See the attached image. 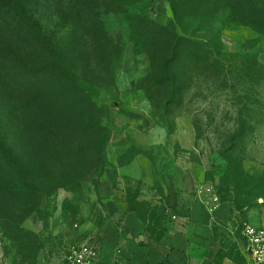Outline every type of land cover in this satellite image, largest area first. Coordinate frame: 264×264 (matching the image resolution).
<instances>
[{
	"label": "rangeland",
	"instance_id": "rangeland-1",
	"mask_svg": "<svg viewBox=\"0 0 264 264\" xmlns=\"http://www.w3.org/2000/svg\"><path fill=\"white\" fill-rule=\"evenodd\" d=\"M32 1L42 27L53 31L60 0ZM146 1L143 17L182 36L172 0ZM256 1L264 11V0ZM11 21L0 12V39L34 61L35 46L20 41ZM207 29L213 32L205 37ZM201 30L193 45L182 43L180 60L167 74L159 64L162 56L154 55L151 62L139 43L126 41L113 81L94 96L109 136L104 167L73 185L54 168L60 188L33 208L27 205L31 199L21 195L0 200V264H68L70 250L85 245L96 253L94 264L130 263L128 248L157 249L176 215H186L187 205L178 204L189 184L194 186L188 193L195 187L210 190L238 215L247 214L242 224L218 226L207 251L213 261L246 264L239 250L242 227L245 222L264 224V38L224 18ZM191 50L206 53L207 59L195 64L196 58L185 57ZM168 51L170 46L163 55ZM158 76L167 81L162 87L155 85ZM6 122L0 108V133ZM79 127L78 160H89L93 143L86 130L91 127Z\"/></svg>",
	"mask_w": 264,
	"mask_h": 264
},
{
	"label": "trees",
	"instance_id": "trees-1",
	"mask_svg": "<svg viewBox=\"0 0 264 264\" xmlns=\"http://www.w3.org/2000/svg\"><path fill=\"white\" fill-rule=\"evenodd\" d=\"M34 4L32 0H0V12L16 24L20 41L35 46L37 55L28 61L0 39V93L4 94L0 108L7 120L0 133V200L9 194L21 195L31 199L27 205L32 208L60 188L54 168L64 172L66 184L73 185L91 170L104 167L109 136L101 125L102 109L94 96L96 89L113 81L128 39L139 43L151 62L154 55L162 56L159 64L167 74L180 60L182 43L193 45V39L203 34L201 27L208 28L219 18L264 38V11L256 0H172L182 36L143 17L140 12L146 9V0H60L59 24L53 31L42 27ZM190 24L198 31L194 27L187 30ZM212 32L207 29L205 37ZM219 35V31L214 33L218 40ZM169 37L174 38L170 44ZM204 54L191 50L185 57L196 58L197 64L207 59ZM178 80L179 76L172 82L177 85ZM166 83L160 76L155 78L156 86ZM79 126L91 127L86 130L93 143L90 148L86 143L92 153L89 160L86 156L78 160L82 146H76L75 135ZM132 150L135 156L139 154L137 148Z\"/></svg>",
	"mask_w": 264,
	"mask_h": 264
},
{
	"label": "crops",
	"instance_id": "crops-1",
	"mask_svg": "<svg viewBox=\"0 0 264 264\" xmlns=\"http://www.w3.org/2000/svg\"><path fill=\"white\" fill-rule=\"evenodd\" d=\"M132 147L137 148L135 145ZM189 185L191 186L187 188L193 191L194 185ZM187 188L178 204L180 208L187 205L186 215H176L174 227L166 234L157 249L143 251L138 246L128 248L131 258L129 264H238L230 259L217 263L208 258L207 251L215 242V230L218 226H231L238 221L242 224L247 214L238 215L227 202H218L214 211H210L205 202V195L200 194L203 189L195 187V192L188 193ZM239 246L246 264H250L248 246L242 234Z\"/></svg>",
	"mask_w": 264,
	"mask_h": 264
},
{
	"label": "built area",
	"instance_id": "built-area-1",
	"mask_svg": "<svg viewBox=\"0 0 264 264\" xmlns=\"http://www.w3.org/2000/svg\"><path fill=\"white\" fill-rule=\"evenodd\" d=\"M205 195V202L210 211H214L218 200L211 195L210 190H205L200 194ZM176 218V217H175ZM241 234L248 246V253L250 257V264H264V224L254 225L244 223ZM96 253L94 249L89 246L81 248H73L67 256L68 264H94ZM118 264H129L127 261H120Z\"/></svg>",
	"mask_w": 264,
	"mask_h": 264
}]
</instances>
